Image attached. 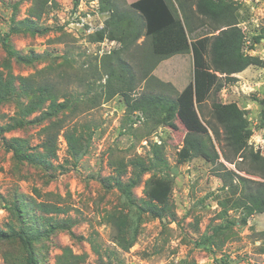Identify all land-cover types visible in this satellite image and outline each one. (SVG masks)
<instances>
[{
    "label": "rangeland",
    "instance_id": "rangeland-1",
    "mask_svg": "<svg viewBox=\"0 0 264 264\" xmlns=\"http://www.w3.org/2000/svg\"><path fill=\"white\" fill-rule=\"evenodd\" d=\"M134 1L0 0V70L15 75L18 83V77L50 78L61 94L75 101V111H66L58 121L65 126L54 155L48 154L52 156L48 168L18 159L8 147L11 138H21L37 146L34 152L45 153L47 122L0 129V264H68L65 249L73 264H108V258L113 264H264V212L243 222L242 208L234 203L247 186L264 182V65L230 74L236 78L232 82L226 80L228 74L212 68L221 77L220 88L200 107L192 100L207 126L203 132L183 108V91L193 81L192 53L158 59L131 7ZM218 1L244 31V52L264 60V0ZM168 2L191 39L211 37L226 27L224 19L198 13L195 0ZM112 3L124 14L119 24L109 20L110 11L101 10ZM14 18L34 19L40 28L11 32L9 38L15 52L35 55L34 59L17 58L4 45ZM102 29L106 37L99 41L95 32ZM258 36L262 37L256 41ZM206 57L210 59V51ZM117 60L130 65L136 78L132 84L120 82L126 94L116 86L111 95L107 71ZM145 66L150 75L142 79ZM144 93L177 100L173 118L131 110L126 96L133 102ZM215 102H236L243 110L252 132L245 148L228 145L222 126L219 137L210 128ZM18 110L15 101L1 103L0 126L13 123ZM66 128H78L87 148L76 163L68 152ZM189 132L203 134L211 159L191 154L184 141ZM154 144L166 160L162 167H154ZM123 162L121 178L125 183L135 180L134 199L166 207L162 219L148 213L140 216L137 238L126 250L113 242L107 217L123 213L137 221L139 214L124 194L103 182L117 176L116 167ZM36 229L41 236L32 240ZM95 231L101 255L89 241Z\"/></svg>",
    "mask_w": 264,
    "mask_h": 264
},
{
    "label": "trees",
    "instance_id": "trees-1",
    "mask_svg": "<svg viewBox=\"0 0 264 264\" xmlns=\"http://www.w3.org/2000/svg\"><path fill=\"white\" fill-rule=\"evenodd\" d=\"M186 4L182 5L185 9ZM195 10L205 17L220 21L224 19L225 28L211 37H201L191 39L189 31L184 22L176 15L174 9L168 0H135L131 3V7L139 15L140 20L145 26V34L152 40V51L158 55V59H164L178 53L191 52L193 56V81L187 85L183 91L184 111L186 116L192 118L195 123L200 126L203 132H207V126H204L198 117L197 112L192 107V100L202 106L211 92L218 90L221 86L219 77L215 71L228 74L226 80L234 81L236 78L229 76L230 74L244 70L250 65H264V60L258 56L250 55L244 52L243 44L245 33L240 26L237 25L236 19L229 17L228 8L222 5L218 0H195ZM185 6V7H184ZM102 11H110L109 20H114L116 24L124 18V14H120L117 6L113 3L110 6H102ZM190 12L188 7L185 10ZM137 17L133 16V20ZM12 27L8 34L3 37L4 45L8 48V52L17 58L28 60L34 59L35 55L20 56L9 44L10 33H20L24 31L38 32L39 27L34 19L25 18L12 22ZM96 39L102 41L105 39V30L95 32ZM262 36L256 37L259 41ZM210 51V59L206 55ZM212 68L215 71H212ZM142 79L148 78L149 71L146 66L143 67ZM109 92L111 95L119 90L124 91V85L120 82L128 81L132 84L136 76L132 68L124 60H117L115 64L108 66L107 71ZM18 77V76H17ZM12 73L5 74L0 70V104L7 101H15L17 108V116L13 123H6L0 126V129L10 131L17 127L25 125H41L47 122L45 127L46 142L43 143L45 153L34 152L37 146H30L26 140L21 138H11L8 147L13 151L15 157L31 164L48 168L52 165L50 158L54 155V148L57 143L59 132L64 129L65 124H59L61 117L66 111H75V101L63 92L61 94L57 90L56 83L50 78L39 80L34 77H18ZM115 81V82H114ZM60 97L64 100L60 101ZM128 105L131 110L144 111L148 114L165 113L167 120L173 118L177 107V100L166 97L161 94L144 93L139 98L131 102L129 96H126ZM263 110L261 112V121L264 122V99L261 101ZM47 104L45 108L44 105ZM35 112L40 114L35 117L31 115ZM213 119L209 121L210 128L216 136H220L219 126L224 128L225 140L230 146H234L236 150L245 148V143L251 135V130L243 110L236 102L213 104ZM174 125V124H172ZM67 129V128H66ZM64 131V136L68 144V152L76 163L87 151L84 146L83 135L78 133V128H69ZM185 146L192 155L202 156L209 160L213 156L205 143L204 136L200 132H189L185 136ZM154 167H162L166 164L162 149L158 144L153 146ZM126 168L125 163H120L116 167L119 174L117 176H107L103 178V182L107 188L116 187L124 194L129 206L135 208L139 214V220L132 221L126 214L111 213L107 217V222L113 230L112 240L119 248L126 250L133 245L138 235V227L141 224L140 216L142 214H150L162 219L166 214V207L157 203L145 200L142 203L137 202L132 196V187H135V180L127 183L121 178ZM239 207L242 208V221L246 222L247 218L254 213L264 212V182L257 183L255 188L247 186L246 192L239 195L234 200ZM20 236L24 238L23 235ZM2 235V234H0ZM41 233L36 229L31 237L32 240H38ZM98 232H93L89 241L98 255H101V244L99 242ZM65 256L69 258L68 264H73L72 254L69 249H65ZM112 254L116 255V251L112 250ZM108 264H113L111 258H108Z\"/></svg>",
    "mask_w": 264,
    "mask_h": 264
}]
</instances>
